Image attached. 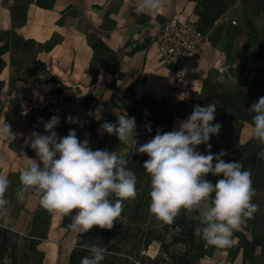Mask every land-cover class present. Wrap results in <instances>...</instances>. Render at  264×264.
<instances>
[{"label":"crops","instance_id":"0c3cea01","mask_svg":"<svg viewBox=\"0 0 264 264\" xmlns=\"http://www.w3.org/2000/svg\"><path fill=\"white\" fill-rule=\"evenodd\" d=\"M139 0H20L7 8L0 1V123L5 120L15 138L0 140V175L10 186V208L5 228L27 236L33 218L43 211L39 198L25 193L18 199L20 174L35 153L28 143L31 133L46 134L41 121L58 115L55 131L64 137L74 129L93 151H116L128 165L143 167L148 159L132 144L101 134L105 121L127 112L135 117L138 145L152 139L156 130L172 131L195 105L216 104L220 134L209 143L211 152L224 150L225 161H240L251 169L258 212L234 233L231 247L207 245L194 223L188 264H264V160L262 146L254 139L248 111L264 97V0H165V7L137 15ZM172 21L196 25L205 36L202 55L185 71L194 93L191 105L176 90V68L163 66L152 34ZM235 23L236 26H232ZM217 24V25H216ZM15 95L14 99L11 96ZM80 124H69L67 117ZM83 125L82 127L80 125ZM151 125V131L146 125ZM207 155L205 145L198 148ZM223 178L209 174L213 184ZM53 226L38 245L44 264H69L79 236L68 229L69 217L52 213ZM180 231L164 239L170 256L179 260L187 248L174 243ZM8 264V263H4Z\"/></svg>","mask_w":264,"mask_h":264},{"label":"clouds","instance_id":"9594fccd","mask_svg":"<svg viewBox=\"0 0 264 264\" xmlns=\"http://www.w3.org/2000/svg\"><path fill=\"white\" fill-rule=\"evenodd\" d=\"M165 7V0H139L134 11L137 15L155 12ZM216 104L201 107L195 105L192 113L178 122L172 131L156 130L155 136L138 145L135 117L123 111L116 115V122L105 121L100 125L101 134L116 136L120 144H132L139 154L148 159L143 169L150 175L149 213L158 221L172 225L181 210L198 222V236L209 246L231 247L234 233L253 218L258 206L252 203L255 190L252 187L251 169H245L240 161L227 162L224 150L211 152L210 139L221 131L215 120ZM254 113L252 130L254 139L262 146L257 159L264 160V97L248 109ZM69 124H80L78 118L68 116ZM44 132H32L28 143L35 158H28V166L20 174L21 188L18 199L25 193H33L48 212L69 217L68 229L87 233L94 228L112 230L121 217L126 201L137 196V176L128 169V160L116 151H95L85 138L80 141L72 129L60 137L55 129L60 126L58 115L41 121ZM83 126L82 124L80 125ZM151 131V125H146ZM15 138L11 126L0 123V140ZM205 145L208 154L198 151ZM218 179L215 184L207 180ZM10 181L0 175V216H6L10 201L6 192ZM89 256L80 264H102L107 250L87 242L80 244Z\"/></svg>","mask_w":264,"mask_h":264},{"label":"rangeland","instance_id":"374dc122","mask_svg":"<svg viewBox=\"0 0 264 264\" xmlns=\"http://www.w3.org/2000/svg\"><path fill=\"white\" fill-rule=\"evenodd\" d=\"M137 193L134 201H126L121 217L112 230L101 229L99 237L89 242L109 251L110 256L102 264H185L173 259L168 253L164 239L179 232V240L186 241L187 230L174 229L181 221L180 214L172 225L158 221L149 213L151 178L146 172H137ZM27 236H20L5 229L0 234V264H44V254L38 245L47 239L53 222L52 213L43 209L32 222ZM34 242L40 256L32 253ZM181 245V244H180ZM188 249L190 243L184 245ZM85 251L88 255L89 252ZM153 254L150 255L149 253Z\"/></svg>","mask_w":264,"mask_h":264},{"label":"built area","instance_id":"2783aa9c","mask_svg":"<svg viewBox=\"0 0 264 264\" xmlns=\"http://www.w3.org/2000/svg\"><path fill=\"white\" fill-rule=\"evenodd\" d=\"M4 7L15 6L20 0H0ZM217 25V24H216ZM232 26H236L232 23ZM153 43L157 46V57L165 67L176 68V90L180 99L186 105H191L194 93L189 86L186 65L202 55L205 36L199 28L191 23L172 21L160 31L152 34ZM15 95L11 96L14 99ZM4 219L0 216V232L4 231ZM219 264V263H218Z\"/></svg>","mask_w":264,"mask_h":264},{"label":"trees","instance_id":"16d2710c","mask_svg":"<svg viewBox=\"0 0 264 264\" xmlns=\"http://www.w3.org/2000/svg\"><path fill=\"white\" fill-rule=\"evenodd\" d=\"M225 3H229V4H233L236 0H221ZM128 169L137 173V172H146L143 167L141 166H134V165H127ZM186 211L181 210L180 212V218L181 221L180 223L178 222L177 225L174 226V229H183V230H187V237L185 238L186 241H181L179 239H175L174 243L176 244H181V245H186L190 243V247L187 249L185 255L180 258L178 261L182 260L183 262H185V264H188L186 262V258L188 257L189 253L192 251L193 248V241H194V223L187 221L184 214ZM101 229L99 228H94L93 230L87 232L84 235H81L78 237L77 239V243L76 246L74 248V250L72 251V253L70 254L69 257V264H80V261L83 257L85 256H89L85 251H83L80 247V244L83 242H92L93 240H95L96 238L99 237ZM3 232V231H2ZM0 232V234L2 233ZM31 248H32V253L36 256H40L37 248L34 244V242L31 243ZM107 255L105 257L104 261H107L109 259L110 253L109 251H107Z\"/></svg>","mask_w":264,"mask_h":264},{"label":"bare ground","instance_id":"6f19581e","mask_svg":"<svg viewBox=\"0 0 264 264\" xmlns=\"http://www.w3.org/2000/svg\"><path fill=\"white\" fill-rule=\"evenodd\" d=\"M149 254H150V255H152L153 253H152V252H150Z\"/></svg>","mask_w":264,"mask_h":264}]
</instances>
